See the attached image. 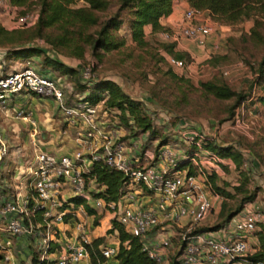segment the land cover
I'll list each match as a JSON object with an SVG mask.
<instances>
[{"label":"built area","instance_id":"2783aa9c","mask_svg":"<svg viewBox=\"0 0 264 264\" xmlns=\"http://www.w3.org/2000/svg\"><path fill=\"white\" fill-rule=\"evenodd\" d=\"M0 9L15 11L12 27L30 25L36 18L35 10L18 14V8L7 0H0ZM205 13L206 9L189 5L179 28L164 31V36L172 40L187 38L204 45L213 30ZM168 61L175 67L186 66L184 58L169 56ZM79 70L82 81H89L91 65H82ZM22 92L51 100L65 126L60 132L67 135L71 129L73 135L65 150L44 148L32 110L14 108L13 116L33 127L28 131V155L20 162L10 197L0 206L4 224L1 229L5 233L0 253L6 264H117L115 235L116 242H101L98 251L92 246L93 220L104 212L139 237L142 249L158 264L168 263L169 248H174L170 236L175 233L179 241L177 264H264L246 258L253 250L247 237L263 217L258 209L243 208L233 216L228 231L219 228L223 234L197 230L210 216L214 196L217 197L205 179L208 169L212 170L221 160L215 152L201 150L204 159L199 158V163L196 151L186 152L167 141L155 152L146 142L148 131L129 134L117 108L105 105L103 98L95 103L81 101L85 92L75 91L69 74L48 66L42 68L31 56L16 60L11 69L0 73V111L6 112L14 97ZM73 93L77 96L75 101L69 99ZM243 115L241 105L234 122L241 123ZM190 126L181 123L182 138L199 144L195 137L203 134L190 130ZM8 149V137L0 126V161ZM20 152L25 156L22 146ZM188 161L198 164L200 171L189 172V168L179 166ZM94 162L123 174L116 200L106 198V185L97 180ZM98 221L101 222L100 217ZM16 237L28 245L29 256L12 248ZM91 253L96 256V263Z\"/></svg>","mask_w":264,"mask_h":264},{"label":"rangeland","instance_id":"374dc122","mask_svg":"<svg viewBox=\"0 0 264 264\" xmlns=\"http://www.w3.org/2000/svg\"><path fill=\"white\" fill-rule=\"evenodd\" d=\"M34 1L26 7H34ZM82 4H84L83 0L75 2V5ZM205 14L212 23V34L216 38L211 44L214 47L210 51L201 50L202 52L197 54L192 50L193 47H198L194 41L187 38L172 41L164 36V31L176 30L179 28L178 24L160 30H153L151 25H145L144 37L147 43L139 46L129 36L128 10L124 9L122 11L124 22L117 33L125 37V43L119 48L101 53L100 57L86 47L83 56L76 57L58 48L55 51L43 38L34 37V27L6 31L5 29L14 25L15 11L0 9V47H2L0 51L4 50V55H0V73L4 72L2 59L6 61L5 58H9L8 63L13 64L14 61L24 58V56L12 54L10 49L27 43L43 45L48 50V53L44 54L59 58L75 68L70 79L73 81L76 92H82L83 85H90L97 79L111 78L116 80L131 97L141 100L146 113L152 118L155 129L153 136L150 137L148 133L146 142L155 152L161 143L167 141L173 147H179L186 152L196 151L199 156L195 158L199 163V158L204 159L201 150L206 148L204 146L206 141L235 144L242 148L245 153V164L242 163L240 167L236 166L232 159L220 156L216 182L228 189L230 195L225 197L211 190L217 194L214 205H218V208L217 211L213 208L210 214L212 221L203 222L202 225L216 224L217 213L222 207V202H225V209H234L241 204V209L248 207L258 209L263 217L257 222L254 230L257 231L264 223V107L257 101V96L263 92L261 86L254 85L250 88V82L255 75L253 65L257 64L264 54V2H253L249 16L231 23L216 19L209 12ZM177 52H180L181 58L186 60L185 67L169 64L167 58L176 57ZM44 54L30 56L36 64L45 66ZM85 64H90L92 67V76L87 82L82 81L79 70ZM47 66L51 67L49 64ZM224 71L227 72L224 73ZM208 79L224 81L236 91L247 95L240 104L244 105L241 123H235L233 118L236 110L232 107L235 97L217 98L202 90L200 81ZM69 99L75 101L77 96L74 93L70 94ZM32 101L44 102L48 108L52 109L47 98L35 97ZM38 109L45 110L42 105H39ZM51 116L58 121L60 128L65 127L60 120V114L52 113ZM183 122L191 125L190 130L203 134V137L198 135L195 137L199 144L183 140L179 127ZM68 130L67 135L72 137L73 131ZM8 133L13 134L14 131L10 130ZM23 134V132L20 133L21 137L15 139L14 136H9V151L0 161V206L3 196L12 191L11 187L19 175L17 169L21 166L20 162L28 155L31 147L28 138L25 140L22 138ZM21 146L24 148L25 156L21 155ZM65 149L64 145L63 150ZM215 154L219 156L217 152ZM188 162L189 164L186 163L187 165L183 167L188 169L189 165H192L193 171H200L198 164L193 165L191 161ZM208 170L206 180H208V174L213 172ZM252 192L255 193L253 199L242 202L245 195ZM102 215L103 213L96 216L100 217L101 222H96V218L93 220V228H98L97 225L102 223L103 225L98 229L104 232L103 229L108 226L107 220L110 226L112 223L111 219H108L110 216L108 213L104 217ZM3 225V219L0 217V243L5 235L1 229ZM105 231L107 235L105 234L104 239L110 233L107 229ZM170 237L174 246V253L170 256L174 258L179 241L176 233ZM108 239L114 238L110 235ZM25 244L16 237L13 239L12 248L19 249L23 256H29L28 245L26 247ZM250 245L252 247V244ZM0 264H6L1 253Z\"/></svg>","mask_w":264,"mask_h":264},{"label":"trees","instance_id":"16d2710c","mask_svg":"<svg viewBox=\"0 0 264 264\" xmlns=\"http://www.w3.org/2000/svg\"><path fill=\"white\" fill-rule=\"evenodd\" d=\"M33 1L7 0L8 4L18 8V14L35 10L36 18L30 25L9 27V29H5L6 31L10 32L11 30L34 27V37L43 38L55 51L58 48L69 55L82 57L86 47H88L95 55L100 57L101 53L119 48L125 43V37L117 33V30L124 22L122 15L124 9L128 10L129 36L137 45L143 46L147 43L144 37L145 25H151L153 30L169 28V26H165L160 22V17L172 11L174 0H83L84 4L82 5H75L76 0H35L34 7H26ZM188 2L190 6L208 10L216 19L231 23L249 16L253 2L263 3L264 0H188ZM9 51L12 54L24 57L32 54L48 53V50L43 45H34L32 43L22 44ZM175 56L181 58L182 54L177 52ZM43 59L45 65H51L50 68L56 72L69 75L75 72L74 67L59 58L44 54ZM41 67L44 68L43 66ZM253 68L255 75L250 82V88H253L254 85L261 86L263 92L257 96V101L264 107V54L257 64L253 65ZM199 84L204 92L210 93L214 97H235L232 105L233 109H236L233 113V118L240 108L242 100L247 97L245 93L236 91L224 81L208 79L200 81ZM82 87V91L85 94L81 101L95 103L103 98L105 105L119 110V118L122 124L129 129V134L148 131L150 137L154 135L155 129L152 118L146 113L143 102L126 93L116 80L100 78L90 83V85H83ZM191 143L195 144V142ZM204 146L213 152H217L222 158L232 159L238 167L242 166L245 161L244 151L235 144H218L206 141ZM186 163L189 164V162H182L179 166L183 167L187 165ZM218 167H220L219 163L207 177L212 190L227 197L230 195L228 189L218 185L216 182ZM192 168V165H189V172H193ZM93 172L97 180L106 185V198L116 200L123 183V174L100 162H94ZM10 195L11 192L3 196V200L10 197ZM254 195V192L245 195L242 202L253 199ZM225 206V202H222V207L217 213L218 221L216 224L210 226L201 225L197 230L219 229L242 210V204L234 209H225ZM89 211L93 210L89 209ZM98 218L96 217V222ZM111 223L112 225L107 228V231L115 235L117 240V251L114 255L117 264H158L142 249L139 237L131 235L115 219H112ZM254 234L258 243L246 255V258L252 261L264 262V223L257 231H254ZM101 242H104L103 236H95L93 238L92 246L96 251H98L97 246ZM90 251L92 252L91 248ZM91 258L96 263V256L93 253H91ZM167 264H177L176 256L173 258L169 255Z\"/></svg>","mask_w":264,"mask_h":264},{"label":"crops","instance_id":"0c3cea01","mask_svg":"<svg viewBox=\"0 0 264 264\" xmlns=\"http://www.w3.org/2000/svg\"><path fill=\"white\" fill-rule=\"evenodd\" d=\"M188 6H189L188 0H174L173 5H172V11L169 14L160 17V22L163 25H166L169 27H171L175 24H178L182 19L184 10ZM206 12H209V11L206 10ZM215 40H216V38L214 37L213 34H211L204 45L196 44L198 47H193L192 50L197 54L201 53L202 52L201 50H204L205 52L210 51V49L212 47H214L211 44ZM1 48L2 47H0V49ZM3 51L4 50L0 51V54L4 53ZM205 54H207V53H205ZM5 59H7V60L5 61L4 59H2V65H3L2 67H3L4 71L9 70L10 68H12L14 66V63L13 64L8 63L9 58H5ZM43 67H47V65H45ZM35 97L38 98L39 96L33 95L31 93H28V92H22L20 95H16L14 97L13 105L6 112L0 111V126L5 130V133L8 137V141H9L10 135L14 136L13 138L15 139V138L21 137L20 133H22V132L24 133L22 138L24 140L28 138V140H29L28 131L33 126L30 125L27 121H24V120L22 121L20 118L13 116L14 108L25 107V108L32 110V116L36 120L35 126L40 131V138L42 141V146L44 148L51 149V150H58V151L63 150L64 145H65V148H67V146L71 145V139H70V137H68V135L62 134L60 132V125H59L58 121L54 117L51 116L52 113L53 114H55V113L59 114L58 111L56 110L54 104L52 103L51 100L48 99V101L52 105V109L48 108V106L44 102H42V103L33 102L32 100ZM32 102H33V104H32ZM39 105H42L45 108V110L38 109ZM21 128H23L22 130H24V131H22ZM8 130L14 131L15 134L14 133L9 134ZM215 198H217V197L214 196V199ZM217 208H218V205L217 206L214 205L215 211H217ZM105 214L106 213H104V215L102 217H104ZM108 219H109V217H108ZM210 221H212V216L211 217L209 216L205 222H210ZM108 223H109V220H107V225H108ZM232 223H233V221L231 219L222 227H224V229L228 231L232 227ZM101 225H103V224L101 223V224L97 225L98 228H100ZM108 227H109V225L105 229H107ZM98 228L92 229L93 235L104 237L106 234L105 229H103L104 230V232H103V231H100V229H98ZM170 232H173L172 228L170 229ZM214 233L215 234H223V230L216 229L214 231ZM110 234H112V233H108V236H106L104 241L115 242L114 241L115 238L114 239H108L110 237ZM112 237H113V234H112ZM247 239L250 242V244H252V249H254L255 245H257V243H258L256 235L250 234L247 237ZM168 252L170 255V254H172L173 250L171 249Z\"/></svg>","mask_w":264,"mask_h":264}]
</instances>
